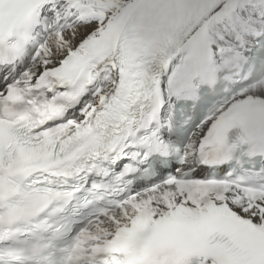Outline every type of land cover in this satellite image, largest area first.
I'll return each mask as SVG.
<instances>
[{"label":"snow or ice","instance_id":"obj_1","mask_svg":"<svg viewBox=\"0 0 264 264\" xmlns=\"http://www.w3.org/2000/svg\"><path fill=\"white\" fill-rule=\"evenodd\" d=\"M0 264H264V0H0Z\"/></svg>","mask_w":264,"mask_h":264}]
</instances>
